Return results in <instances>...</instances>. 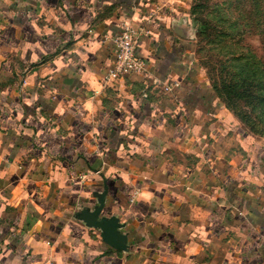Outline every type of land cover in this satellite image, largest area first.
I'll use <instances>...</instances> for the list:
<instances>
[{
  "label": "crops",
  "instance_id": "1",
  "mask_svg": "<svg viewBox=\"0 0 264 264\" xmlns=\"http://www.w3.org/2000/svg\"><path fill=\"white\" fill-rule=\"evenodd\" d=\"M185 1L0 0V264H264V145L192 61ZM125 22L146 72L105 83Z\"/></svg>",
  "mask_w": 264,
  "mask_h": 264
},
{
  "label": "rangeland",
  "instance_id": "2",
  "mask_svg": "<svg viewBox=\"0 0 264 264\" xmlns=\"http://www.w3.org/2000/svg\"><path fill=\"white\" fill-rule=\"evenodd\" d=\"M238 2L186 0L187 40L192 42V61L224 111L264 145L263 27L249 20ZM231 86L239 93H233Z\"/></svg>",
  "mask_w": 264,
  "mask_h": 264
},
{
  "label": "built area",
  "instance_id": "3",
  "mask_svg": "<svg viewBox=\"0 0 264 264\" xmlns=\"http://www.w3.org/2000/svg\"><path fill=\"white\" fill-rule=\"evenodd\" d=\"M147 36L148 31L142 25L137 26L132 22L122 24V31L112 39L115 58L113 65L104 75L105 83L116 82L127 75H139L146 72V61L140 58L136 51L138 43Z\"/></svg>",
  "mask_w": 264,
  "mask_h": 264
},
{
  "label": "water",
  "instance_id": "4",
  "mask_svg": "<svg viewBox=\"0 0 264 264\" xmlns=\"http://www.w3.org/2000/svg\"><path fill=\"white\" fill-rule=\"evenodd\" d=\"M98 214L97 213H93L89 216H83V219L85 220V222L91 226V227H97V228H101L104 231H106V235L104 236L105 241L113 246L114 248H121V245L119 244V242L121 241H117L115 239V233L114 230L116 228V222L114 221H98Z\"/></svg>",
  "mask_w": 264,
  "mask_h": 264
},
{
  "label": "trees",
  "instance_id": "5",
  "mask_svg": "<svg viewBox=\"0 0 264 264\" xmlns=\"http://www.w3.org/2000/svg\"><path fill=\"white\" fill-rule=\"evenodd\" d=\"M238 3L242 5L243 10L249 15V20L253 18V22L257 21V24L263 27L262 34L264 36V0H239ZM248 4H250V9ZM230 88L233 89L235 86ZM233 93H239V90L233 89Z\"/></svg>",
  "mask_w": 264,
  "mask_h": 264
}]
</instances>
